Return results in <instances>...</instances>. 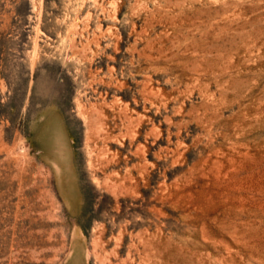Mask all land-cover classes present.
<instances>
[{"label": "rangeland", "instance_id": "1", "mask_svg": "<svg viewBox=\"0 0 264 264\" xmlns=\"http://www.w3.org/2000/svg\"><path fill=\"white\" fill-rule=\"evenodd\" d=\"M0 264H264V0H0Z\"/></svg>", "mask_w": 264, "mask_h": 264}]
</instances>
